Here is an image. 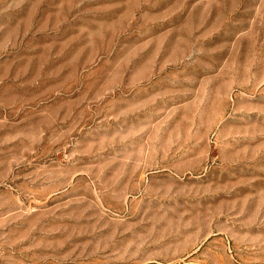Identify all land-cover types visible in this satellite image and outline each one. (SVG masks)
Masks as SVG:
<instances>
[{"label": "rangeland", "instance_id": "rangeland-1", "mask_svg": "<svg viewBox=\"0 0 264 264\" xmlns=\"http://www.w3.org/2000/svg\"><path fill=\"white\" fill-rule=\"evenodd\" d=\"M0 264H264V0H0Z\"/></svg>", "mask_w": 264, "mask_h": 264}]
</instances>
